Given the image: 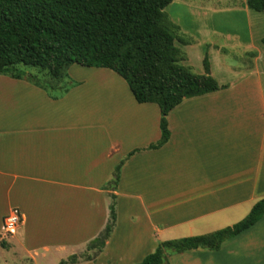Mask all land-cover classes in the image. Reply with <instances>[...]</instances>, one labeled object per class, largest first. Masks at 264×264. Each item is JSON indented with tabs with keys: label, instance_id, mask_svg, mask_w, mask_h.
Segmentation results:
<instances>
[{
	"label": "crops",
	"instance_id": "obj_1",
	"mask_svg": "<svg viewBox=\"0 0 264 264\" xmlns=\"http://www.w3.org/2000/svg\"><path fill=\"white\" fill-rule=\"evenodd\" d=\"M251 37L241 64L216 77L209 62L224 87L174 106L156 149L147 147L161 135L159 107L136 102L111 69L74 63L76 84L58 95L29 73L0 74V219L12 208L22 215L11 251L28 264L71 255L73 264H138L163 241L243 219L264 197V38ZM111 194L113 229L101 250L87 251ZM85 251L91 259L79 258ZM161 264H264V215L218 250H164Z\"/></svg>",
	"mask_w": 264,
	"mask_h": 264
},
{
	"label": "trees",
	"instance_id": "obj_2",
	"mask_svg": "<svg viewBox=\"0 0 264 264\" xmlns=\"http://www.w3.org/2000/svg\"><path fill=\"white\" fill-rule=\"evenodd\" d=\"M172 1L0 0V74L19 79L26 73L18 66H32L47 74L48 87L32 74L28 75L29 80L49 93L68 83L62 94L76 84L67 73L72 64L111 69L126 82L136 102L155 103L159 107L161 135L147 147L159 148L169 138L166 116L174 106L184 98L224 87L209 73L206 56L202 60L203 74H193L181 63L185 53L175 44V25L164 12ZM245 4L257 12L264 10V0H246ZM120 164L115 168L111 188L117 185ZM110 198L105 228L87 244V251L101 250L113 229L114 195ZM263 215L264 197L233 225L207 234L163 241L138 264H161L164 250H218L223 241L249 228ZM77 258L71 255L58 264H73ZM86 259L91 256L86 255Z\"/></svg>",
	"mask_w": 264,
	"mask_h": 264
},
{
	"label": "rangeland",
	"instance_id": "obj_3",
	"mask_svg": "<svg viewBox=\"0 0 264 264\" xmlns=\"http://www.w3.org/2000/svg\"><path fill=\"white\" fill-rule=\"evenodd\" d=\"M245 1L173 0L164 8L167 18L175 25V44L182 49L184 44L181 41L189 43L184 45L188 58L185 54V60L181 63L189 67L191 73H204L202 60L206 56L212 64L213 75L218 77L225 66L241 64L242 47L251 45L252 33L256 40L264 38V10L257 12L249 9ZM259 46L264 48L262 43ZM18 67L24 73L34 75L40 84L48 87L47 74H42L32 66ZM67 86L68 83L58 85V88L50 91L58 95ZM10 236L12 235H4L0 219V264H28L22 260L21 254L20 256L17 251L16 254L11 251L13 248L10 249ZM86 255L85 251L79 258L85 260ZM37 264L46 262L39 261Z\"/></svg>",
	"mask_w": 264,
	"mask_h": 264
},
{
	"label": "built area",
	"instance_id": "obj_4",
	"mask_svg": "<svg viewBox=\"0 0 264 264\" xmlns=\"http://www.w3.org/2000/svg\"><path fill=\"white\" fill-rule=\"evenodd\" d=\"M22 222V215L18 208H12L3 216L1 229L4 235H13Z\"/></svg>",
	"mask_w": 264,
	"mask_h": 264
}]
</instances>
